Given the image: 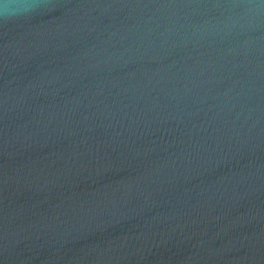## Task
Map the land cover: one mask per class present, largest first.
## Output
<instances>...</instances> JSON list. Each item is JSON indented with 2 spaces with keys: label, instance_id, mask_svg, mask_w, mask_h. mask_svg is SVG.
I'll list each match as a JSON object with an SVG mask.
<instances>
[{
  "label": "water",
  "instance_id": "1",
  "mask_svg": "<svg viewBox=\"0 0 264 264\" xmlns=\"http://www.w3.org/2000/svg\"><path fill=\"white\" fill-rule=\"evenodd\" d=\"M0 264H264V0H0Z\"/></svg>",
  "mask_w": 264,
  "mask_h": 264
}]
</instances>
